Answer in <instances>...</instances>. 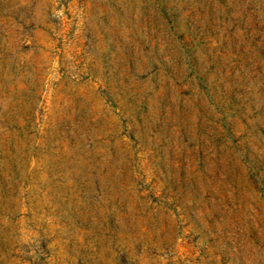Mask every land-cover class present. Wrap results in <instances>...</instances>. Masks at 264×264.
Wrapping results in <instances>:
<instances>
[{"label": "rangeland", "instance_id": "374dc122", "mask_svg": "<svg viewBox=\"0 0 264 264\" xmlns=\"http://www.w3.org/2000/svg\"><path fill=\"white\" fill-rule=\"evenodd\" d=\"M0 264H264V0H0Z\"/></svg>", "mask_w": 264, "mask_h": 264}]
</instances>
